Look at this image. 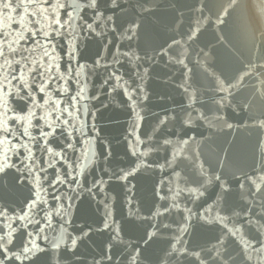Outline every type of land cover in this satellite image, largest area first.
I'll return each instance as SVG.
<instances>
[{
	"label": "water",
	"instance_id": "1",
	"mask_svg": "<svg viewBox=\"0 0 264 264\" xmlns=\"http://www.w3.org/2000/svg\"><path fill=\"white\" fill-rule=\"evenodd\" d=\"M61 2L55 62L83 98L17 126L31 156L0 173V264H264V0Z\"/></svg>",
	"mask_w": 264,
	"mask_h": 264
},
{
	"label": "snow or ice",
	"instance_id": "2",
	"mask_svg": "<svg viewBox=\"0 0 264 264\" xmlns=\"http://www.w3.org/2000/svg\"><path fill=\"white\" fill-rule=\"evenodd\" d=\"M113 3H115V0H113ZM235 3L236 0H231L229 7L234 6ZM91 6H96V0H91ZM64 8L65 4L61 0H0V13L3 14L0 17V157H2L0 159V173H4L6 169L16 167L15 164L9 163L11 160L9 153L19 158L20 150L24 149L31 156L29 144L20 141L25 136L29 137L30 140L33 139L29 133V127H39V125L31 124L33 119L45 121L47 126L52 128L55 121L50 123L48 121L53 112L56 114V120H61V117L65 114L72 116L73 113L69 111V108H74L75 104L83 98L82 88L75 95H67L69 91L68 81L73 79L71 63L65 65L66 76L64 73L59 72V64L55 62L57 47L55 41L58 37L68 34V25L73 19L67 12L64 13L66 19L63 21L60 19V11ZM12 13L19 15L20 19L17 20ZM227 14L228 12L225 10L223 15ZM109 19L111 18L109 17ZM217 20L219 23H224L222 16H218ZM84 27L91 28L92 26L85 24ZM136 27L138 25L134 24L130 30L134 33ZM194 35L195 33H193ZM65 56L72 59L74 58V52H66ZM79 75V73L75 74L77 78ZM242 80L243 77H241ZM50 85L51 87H49ZM56 85H59V87ZM235 87L237 85L230 84L228 88H222V91L229 92L230 89ZM53 92L57 94L56 97H53ZM21 93H24V95L21 96ZM40 93L44 95L38 101L36 97ZM261 95H264V93H261ZM8 97L27 99L30 106L21 109L23 115L14 113L10 107ZM224 99H227V97H224ZM61 103H64L65 107L61 108ZM46 106L50 111L37 117L35 109L43 111ZM9 121H11V124ZM25 122L28 123L29 127H24L18 133L16 131L17 126ZM61 123L68 125V120H62ZM260 126L264 127V120L260 121ZM227 127L231 128L233 125L228 124ZM41 135L47 136L49 133L41 132ZM13 139L17 141L16 144L12 143ZM53 155L59 156L60 153H53ZM21 164H23V161H21ZM50 166L54 167V165ZM202 168L203 165H201ZM133 174L130 171L123 177L117 178L127 179L129 175ZM66 175L70 179H75L71 177L70 173H66ZM215 179L220 181L221 177L217 175ZM249 179L256 186V191H260L261 186H264V175L258 177L259 184L256 179L251 177ZM66 183L67 181L57 174L54 180L50 182V186L55 189L57 184L64 185ZM191 191L197 192L198 189H192ZM200 194L203 195V193ZM53 198L58 199L56 196ZM38 203L42 204L44 201L34 200L29 207L34 208ZM104 227L107 228L108 224L105 223ZM72 243L75 244V240ZM56 247H59V245H56ZM245 247L251 248L252 242L248 241ZM253 250L264 252V244L260 249ZM24 251L29 252L32 250L25 249ZM193 255L199 259V253ZM16 258L20 259L21 257L17 255ZM248 258L251 259V257ZM201 264H203V261Z\"/></svg>",
	"mask_w": 264,
	"mask_h": 264
}]
</instances>
